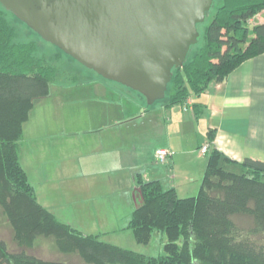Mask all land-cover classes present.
<instances>
[{"label":"trees","instance_id":"trees-1","mask_svg":"<svg viewBox=\"0 0 264 264\" xmlns=\"http://www.w3.org/2000/svg\"><path fill=\"white\" fill-rule=\"evenodd\" d=\"M262 9L264 0H222L202 39L172 69L166 106H190L198 118L200 104L190 105L188 99L264 52V21L248 26ZM14 36L0 12V206L13 239L22 246L10 251L0 238V264H264V160L244 158L237 170L227 169L220 163L226 156L211 148L198 191L187 197H178L173 187L163 188L158 179L135 174L134 208L125 228L140 244L148 243L153 232L161 233L164 253L159 255L116 245L97 233L84 234L42 205L20 163L19 142L32 104L49 94L54 69L33 57L32 42H16ZM239 215L249 219L247 225L235 220ZM38 235L53 236L61 251L77 252L82 261L28 254L23 246H31Z\"/></svg>","mask_w":264,"mask_h":264},{"label":"rangeland","instance_id":"rangeland-1","mask_svg":"<svg viewBox=\"0 0 264 264\" xmlns=\"http://www.w3.org/2000/svg\"><path fill=\"white\" fill-rule=\"evenodd\" d=\"M220 3L222 0H213L208 17L199 25V41ZM0 12L13 27L15 41L32 42L33 57L54 69L49 94L32 104L22 123L19 142L20 163L34 186L37 200L84 234L97 233L105 241L147 255L163 254L165 238L161 233L153 232L148 243L140 244L130 229L121 227L134 208L135 174L158 177L162 187H173L178 197L193 195L199 188L197 177L188 181L185 174L191 168L196 174L198 166L189 165L202 161L206 155L196 147L195 154L201 159L188 152L196 136L195 125L186 122L180 132L181 111L171 106L164 109L172 85L167 86L163 98L142 112L147 103L141 93L83 66L1 4ZM96 83L114 88L106 93L95 88ZM116 88L123 94L121 97ZM113 117H120L122 122L115 124ZM167 142L175 148L185 147L186 154H179L170 162L158 161L154 151ZM235 220L244 226L249 221L241 215ZM114 224L116 231H111ZM0 238L10 251L22 247L13 239L12 227L1 206ZM23 248L45 260L82 261L77 252L61 251L53 236L38 235L31 246Z\"/></svg>","mask_w":264,"mask_h":264},{"label":"water","instance_id":"water-1","mask_svg":"<svg viewBox=\"0 0 264 264\" xmlns=\"http://www.w3.org/2000/svg\"><path fill=\"white\" fill-rule=\"evenodd\" d=\"M83 66L141 93L164 97L172 69L200 37L213 0H0Z\"/></svg>","mask_w":264,"mask_h":264},{"label":"crops","instance_id":"crops-1","mask_svg":"<svg viewBox=\"0 0 264 264\" xmlns=\"http://www.w3.org/2000/svg\"><path fill=\"white\" fill-rule=\"evenodd\" d=\"M263 21L264 9L258 11L248 21V24L252 26ZM94 86L99 88V91L103 90L106 93L114 88L104 83H96ZM116 89L119 91V88ZM119 92L120 94H117L121 97L123 94L121 91ZM192 101L200 104L198 118L194 117L190 106L186 107L181 104H175L178 108L175 105L171 106L175 111L176 109L181 111V117L178 120L180 122V132L183 129L182 124L186 122L195 125L196 136L194 137L193 147L188 151L189 153H197V151H194V147L199 148L203 145H208V151L211 148H216L222 155L226 156L227 160H222L220 163L227 169H237L239 162L244 158L264 160V52L242 61L226 74L220 82H212L205 91L197 95V98L190 97L188 104L191 105ZM143 109L142 112L145 111ZM164 109H166V105H164ZM112 122L119 124L122 119L113 117ZM161 147L169 151V156L164 163L173 161L177 155L186 154L187 152L185 147L176 146L175 148L170 142L156 149ZM207 152L204 153L206 157L202 161L198 160L196 164L193 162L189 165L198 167L196 174L193 173L192 168L187 171L185 174L187 176L186 180L192 181L196 176L200 183L207 161ZM195 157L201 159L199 154H195ZM144 178L159 180L158 177ZM125 216L127 218V215ZM126 222L122 221L124 224ZM125 226L121 229L125 230ZM110 229L116 231V224Z\"/></svg>","mask_w":264,"mask_h":264},{"label":"built area","instance_id":"built-area-1","mask_svg":"<svg viewBox=\"0 0 264 264\" xmlns=\"http://www.w3.org/2000/svg\"><path fill=\"white\" fill-rule=\"evenodd\" d=\"M198 150L200 154H204L208 151V145L200 146ZM168 156H169V151L166 148L161 147L156 149L155 151V157L157 158L158 161L162 163H164L167 160Z\"/></svg>","mask_w":264,"mask_h":264}]
</instances>
